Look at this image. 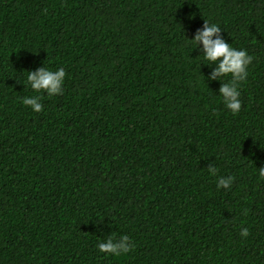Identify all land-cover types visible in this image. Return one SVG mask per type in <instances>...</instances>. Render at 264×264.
Listing matches in <instances>:
<instances>
[{
  "label": "trees",
  "instance_id": "obj_1",
  "mask_svg": "<svg viewBox=\"0 0 264 264\" xmlns=\"http://www.w3.org/2000/svg\"><path fill=\"white\" fill-rule=\"evenodd\" d=\"M204 20L253 58L236 115L185 41ZM262 164L264 0H0V264H264Z\"/></svg>",
  "mask_w": 264,
  "mask_h": 264
},
{
  "label": "clouds",
  "instance_id": "obj_2",
  "mask_svg": "<svg viewBox=\"0 0 264 264\" xmlns=\"http://www.w3.org/2000/svg\"><path fill=\"white\" fill-rule=\"evenodd\" d=\"M221 33L222 30L219 25L204 20L202 28L196 31L194 38L191 40L185 38V41L191 45L193 50H199L201 53L198 57L202 59L200 65L212 68L207 76V81L220 83L217 96L225 109L236 115L242 107L239 85L246 80L248 76L247 69L253 58L245 50H237L232 47L225 41ZM26 73L27 83L35 93H45L49 98L63 94V85L66 78L63 68L50 70L43 65ZM22 104L34 113H40L43 109L39 95L24 97ZM207 171L211 176L217 175V169L213 164L208 165ZM257 175L260 181H264V164L257 169ZM233 182L234 177L221 176L216 182V188L217 190H229ZM246 212L247 210H245V214ZM248 235V229L242 228L240 231L241 238H246ZM97 248L99 253L106 256L120 257L130 253L132 244L127 235H122L118 239L110 236L99 242Z\"/></svg>",
  "mask_w": 264,
  "mask_h": 264
}]
</instances>
